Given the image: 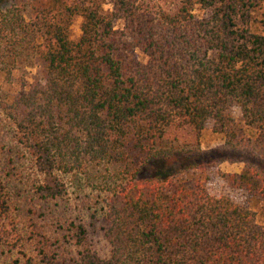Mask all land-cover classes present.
I'll return each mask as SVG.
<instances>
[{
  "label": "trees",
  "instance_id": "obj_1",
  "mask_svg": "<svg viewBox=\"0 0 264 264\" xmlns=\"http://www.w3.org/2000/svg\"><path fill=\"white\" fill-rule=\"evenodd\" d=\"M178 2L168 10L158 0H23L26 15L0 24L3 50L40 62V76L5 108L41 197L62 196L64 176L86 164L132 170L103 213L107 256L89 247L82 222H70L76 264H264V226L210 190L213 163L201 155L213 152L176 142L211 122L228 150L243 151L241 172L221 178L262 204L264 33L253 17L261 0ZM8 210L0 187V237ZM38 253L50 257L44 244Z\"/></svg>",
  "mask_w": 264,
  "mask_h": 264
},
{
  "label": "rangeland",
  "instance_id": "obj_2",
  "mask_svg": "<svg viewBox=\"0 0 264 264\" xmlns=\"http://www.w3.org/2000/svg\"><path fill=\"white\" fill-rule=\"evenodd\" d=\"M20 1L23 0L2 2L0 24L5 23L3 18L26 15ZM158 1L168 10L179 5L178 0ZM253 17L259 20L257 31L264 33V0L254 8ZM81 23V16L72 18L69 27L72 40L80 36ZM1 53L3 56L7 53L11 55L1 62ZM31 56V51L26 49L18 48L16 53L3 50L0 42V187L9 204L0 237V264H76L79 246L72 236L71 221L85 225L87 244L105 257L109 245L101 230L103 213L114 198L117 187L130 177L132 170L119 164H86L79 171L64 176L65 191L62 196L55 199L41 197L37 189L40 181L34 173L31 158L16 142L5 108V99L9 94L40 76V62ZM239 113L236 108L234 115L238 116ZM176 142L181 144L179 148L184 146L213 152L201 155L209 165L213 163L210 190L228 194L237 204L250 209L256 221L264 226V200L260 204L254 193L235 187L221 178L241 172L244 167L242 150H228L224 144L225 138L212 131L211 122L205 124L199 136L186 129L181 140ZM257 152L250 151L251 154ZM144 172H140V175ZM13 231L14 234L10 235ZM43 244L50 256L48 260L38 253V247Z\"/></svg>",
  "mask_w": 264,
  "mask_h": 264
}]
</instances>
